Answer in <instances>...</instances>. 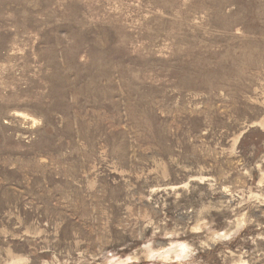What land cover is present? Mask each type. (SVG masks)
Listing matches in <instances>:
<instances>
[{
  "label": "rangeland",
  "instance_id": "rangeland-1",
  "mask_svg": "<svg viewBox=\"0 0 264 264\" xmlns=\"http://www.w3.org/2000/svg\"><path fill=\"white\" fill-rule=\"evenodd\" d=\"M0 264H264V0H0Z\"/></svg>",
  "mask_w": 264,
  "mask_h": 264
}]
</instances>
